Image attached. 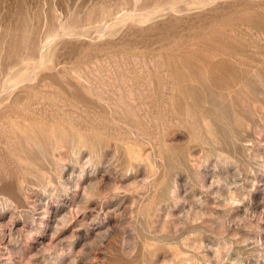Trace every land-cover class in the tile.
I'll use <instances>...</instances> for the list:
<instances>
[{"label":"rangeland","instance_id":"374dc122","mask_svg":"<svg viewBox=\"0 0 264 264\" xmlns=\"http://www.w3.org/2000/svg\"><path fill=\"white\" fill-rule=\"evenodd\" d=\"M0 264H264V0H0Z\"/></svg>","mask_w":264,"mask_h":264}]
</instances>
